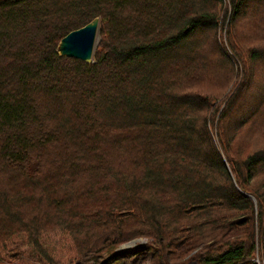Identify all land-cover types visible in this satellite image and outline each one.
<instances>
[{
  "label": "trees",
  "instance_id": "16d2710c",
  "mask_svg": "<svg viewBox=\"0 0 264 264\" xmlns=\"http://www.w3.org/2000/svg\"><path fill=\"white\" fill-rule=\"evenodd\" d=\"M228 1L0 0V264H264V0Z\"/></svg>",
  "mask_w": 264,
  "mask_h": 264
},
{
  "label": "rangeland",
  "instance_id": "374dc122",
  "mask_svg": "<svg viewBox=\"0 0 264 264\" xmlns=\"http://www.w3.org/2000/svg\"><path fill=\"white\" fill-rule=\"evenodd\" d=\"M229 6V1L228 0H223V9L225 10V7ZM101 23V22H100ZM240 31L238 34V38H236L235 42L238 45V49L242 52H245L246 50H248V48L255 46V45H261L264 44V41H255L254 37L251 36L249 33L247 34V29L243 27V25H241L239 27ZM100 31V30H99ZM264 31V29L262 30ZM250 36L249 39L246 37V35ZM217 38V40L223 44L224 48L226 49V51L229 54V58L230 60H232L233 64H230L228 60H226L225 58H221V57H216L214 56L211 59V63L208 62V67L210 68V70H212L215 73H218L219 75H223V73L228 72L229 70L225 69L222 65L223 64H227V65H232L231 67H233L235 69V76L233 77V79L231 80V82L228 84V82H226L224 85L221 86V88H214V86H212L211 84H209L207 82V85H205L207 92L209 93L208 95H215L218 96L219 99L216 100L215 105H220V106H225L226 101L224 100V97L229 94L231 92V90L233 89L234 86H236L242 77V66L240 61H238V59L235 57V53H233V51L231 50L229 43H227V35H226V28L225 26H221V29H219L216 33H212L209 37L211 38V41H213V39ZM100 41V34L97 40V45ZM96 45V47H97ZM96 50V48H95ZM94 61V59H93ZM260 64L257 65V68L259 67ZM249 68L251 67V65H248ZM225 67H227L225 65ZM212 86V87H211ZM247 109V108H246ZM212 110H210L211 112ZM260 143V142H259ZM253 146V145H252ZM260 145H257L255 147H258ZM148 239H145L143 237H138V238H134L128 242L122 243L121 245H119V247L115 248V250L113 252L110 253H104L103 258H101L99 261V263L97 262L96 264H104L105 262H108L109 258H112L115 252H122L125 251L126 249H132V248H140L144 245H146ZM148 254H140L137 258V262L135 264H148L149 262V258L147 257ZM136 258V259H137ZM134 259V258H132ZM255 259H259L258 254L255 256ZM0 261L1 262H5L4 260L2 261V257H0ZM92 262L88 263L91 264ZM7 264H14L13 262H8ZM187 264H196L195 262L189 261Z\"/></svg>",
  "mask_w": 264,
  "mask_h": 264
},
{
  "label": "water",
  "instance_id": "95a60500",
  "mask_svg": "<svg viewBox=\"0 0 264 264\" xmlns=\"http://www.w3.org/2000/svg\"><path fill=\"white\" fill-rule=\"evenodd\" d=\"M100 17H96L85 26L69 32L57 45L60 57H72L86 63H92L100 30Z\"/></svg>",
  "mask_w": 264,
  "mask_h": 264
}]
</instances>
